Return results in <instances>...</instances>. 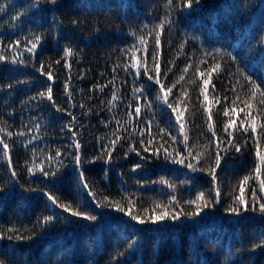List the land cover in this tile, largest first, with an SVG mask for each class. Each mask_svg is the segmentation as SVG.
<instances>
[{
  "label": "trees",
  "instance_id": "1",
  "mask_svg": "<svg viewBox=\"0 0 264 264\" xmlns=\"http://www.w3.org/2000/svg\"><path fill=\"white\" fill-rule=\"evenodd\" d=\"M165 17L170 23L166 22L160 31L161 79L167 87L185 76L168 98L174 101L180 97L177 106L189 121L185 127L190 128L193 155L204 153L198 164L203 171H192L163 158L164 149H179L182 156L187 155L183 144L156 135L159 125L178 136L175 116L156 99L159 86L148 81L143 67L139 76L131 67L146 59L149 74L155 75L151 53L159 31L156 26ZM36 35L42 40L30 54L26 51L31 47L28 41ZM67 48L73 50L70 57L64 55ZM0 54L7 58L0 61V138L9 145L11 158L9 165L0 144L2 264H264V246L256 247L264 241V213L259 211V204L264 202L259 198L264 193L255 180L243 185V192L239 186L258 162L257 148L264 155L262 130L257 127L255 134L235 133L241 152H228L214 182L209 164L216 148L209 144L211 132L197 101L198 96L203 101L201 82L209 78L205 70L219 62L223 70L219 75L211 74L208 100L204 101L213 111L217 134L224 136L222 126L229 118L222 110L225 103L231 107L233 99L236 112L230 113V118L237 124L244 118L241 108L251 112L257 124L264 122L261 97L257 93L252 98L251 86L244 79L251 76L264 89V0H200L192 9L184 8L183 0H172L171 4L168 0H57L55 4L50 0H0ZM12 59L26 63L12 64ZM172 60L175 64L168 63ZM203 60L207 63H199ZM190 63L193 67L183 74ZM41 64L45 72L52 73V80L38 70ZM197 66L205 71L203 77L195 75ZM169 67L172 71L164 80L163 73ZM9 84L12 88L7 87ZM141 85L146 99L137 101L135 97L140 93L135 89ZM49 87L51 101L38 95ZM181 89L188 95H182ZM114 91L118 99L112 101ZM214 95L220 97V104ZM225 96L228 101L223 100ZM243 101L253 107L248 109ZM148 102L151 108L145 107ZM137 103L141 115L129 117ZM149 124L150 132L146 130ZM8 132L13 135L9 137ZM21 132L24 135H18ZM114 133L120 139L111 162L98 160L84 163L82 168L97 200L105 205L97 207L80 182V169L70 155L75 151L72 144L78 140L82 160H91L100 154L102 146L116 139ZM150 137L154 140L149 145ZM130 146L148 159L141 160L135 152L125 156ZM144 147L149 152L144 153ZM156 148L161 149L159 157L151 154ZM56 149L62 153L57 159L63 160V165L57 177L45 178L38 168H48L45 157L54 155ZM26 162L27 166L37 165L35 175L28 173ZM137 163L142 167L133 171ZM252 188L257 190L256 211H251ZM46 191L54 193L61 203L71 204L73 209L79 206L97 219L70 216L52 205L44 195ZM201 193L204 198L198 199ZM240 196L248 203L249 211L239 205L241 214L236 215L230 208L238 206L234 197ZM130 202L132 214L140 215L145 223L116 210L119 206L127 212ZM164 211L179 219L148 222L149 216ZM194 212L199 214L186 215ZM50 215L55 216L51 223H38ZM13 227L19 234L33 238L7 239L16 234L8 231Z\"/></svg>",
  "mask_w": 264,
  "mask_h": 264
},
{
  "label": "snow or ice",
  "instance_id": "2",
  "mask_svg": "<svg viewBox=\"0 0 264 264\" xmlns=\"http://www.w3.org/2000/svg\"><path fill=\"white\" fill-rule=\"evenodd\" d=\"M50 2L55 4V3H57V0H50ZM168 3L171 4L172 0H168ZM194 3L199 4L200 0H183V7L186 9H192ZM166 22L170 23V21L167 20V17H165L164 20H161L160 24L156 26L159 31L156 32L155 44L153 46V51L151 53V59H152V63H153V68L151 69V71L154 72L155 75L149 74L150 69L147 67V60L146 59L138 61L136 64L131 65V67L136 68V70H137L136 75L137 76L140 75L139 70L141 67H143V69H144L143 75L147 77L148 81H152L155 85L159 86V90H158L156 99L158 101H161L164 105H166L167 108L171 110V113L175 116L176 131H177L178 136L182 137V139H180L178 141L177 135H172L168 129L160 128L159 125H157L158 131H157L156 135H159L162 140L165 137H168V139H170L173 143L179 142V143L183 144V148L187 152V155L182 156V153L179 149H174L173 152H168L167 149H164L163 158L165 160H171L173 163L182 164L186 168L191 169L192 171H197V170L203 171L204 169L202 167L198 168V164L200 162V158L203 157L204 153H196L195 155H193V152L191 150L193 145H190V143H189V141H190V136H189L190 128L186 129V127H185L186 123H189V121L186 120L185 115H184V111L178 110V106H177L178 102L180 100V97L177 96L176 100H174V101H170L168 98L170 95H172L173 89L176 88L177 84H179L181 80H184L185 76L181 75L178 80L174 81L170 86H167V87L162 82V79H161L160 31H162L164 29V25ZM145 27H147V26L145 25ZM41 40H42V37L40 35H36L33 39L29 40L28 43L31 45V47H27L26 51L30 54H34L35 49L40 44ZM16 43L19 44L20 42L17 41ZM140 43L144 44L145 41L143 39H141ZM133 48H135V45H133ZM180 48L183 49V44L180 45ZM145 51H147V49H145ZM64 55H65V57L72 56L73 50L71 48L65 49ZM5 60H7V58L3 54H0V61H5ZM10 62L12 64H17V63L25 64L26 63L23 59H19V60L18 59H12ZM56 63H60V61H56ZM168 63L169 64H175V60L169 61ZM199 63L206 64L207 61L203 60V61H200ZM49 67H51V66L49 65ZM192 67H193V65L191 63L186 65V67L182 70L183 74H187L189 69ZM38 70L41 71L43 75H46L48 80L53 79V75L50 71H47V72L44 71V65L43 64H41V67ZM222 70H223L222 65L219 62L214 63L208 69L205 70L207 72L209 78L203 79L201 82L200 95L203 96V101H200L199 96L197 97V101L200 104L202 114L205 116V126H206L207 130L209 132H211V137L209 138V144L210 145L214 144V146L216 148L214 155H212L210 157L211 163L209 164V175L211 176V178L214 182L217 181V179H218L217 175H216L217 170L220 168L221 162L225 159V156L228 154V152L230 150H234L237 153L241 152L242 145L235 142V133L237 131L241 132L242 135H246L249 131H251L253 134H255L257 131V127H260L262 130L261 135L264 136V122L257 124V121L254 117H252L251 112H244V109L241 108L240 112L244 113V118L239 121V124H237L236 120L230 118V113L236 112V107H235L236 99H233L231 101V105H232L231 107L227 103L224 104L222 114L224 117L229 118V119H226L223 123V126H222V132L224 133V136L222 137V136H219L217 134L216 123L213 120V111L209 106H207L204 103V101L208 100V94L207 93H208V87L211 84V74L213 72H216L217 75H219V73ZM171 71H172V68L169 67L167 69V71H165L163 73V79L164 80L167 79L168 73ZM205 71H201L199 66H197L195 68V75L197 77H203L205 75ZM244 79L251 86L252 98H255L256 94L259 93V95L261 97L259 104L261 106V110H264V89H261L260 86L256 83V81L252 79L251 76H245ZM21 83H23V82H21ZM7 87L12 88V85L9 84V85H7ZM211 87L213 90V94H215V92H216L215 85L212 84ZM67 88H68V85L66 83L65 84L66 94L68 95L69 100H71V93L67 91ZM101 90H102V88H101ZM135 92L140 93L139 96L135 97V99L137 101H139L141 99V97H144L146 99V97L144 96L145 89H144L143 85H141L140 87H137L135 89ZM181 93L184 96L188 95L187 92H185L183 89H181ZM38 95L40 97L47 96V99L51 101L52 100V88L49 87V88H47L46 92H40V93H38ZM33 99H35V97H33ZM117 99H118V97L114 91L112 94V101H115ZM214 99H215V102L217 104H220L222 102L220 97H218V96L214 95ZM237 99H238V97H237ZM223 100L228 101V97L225 96L223 98ZM112 101H109V104H111ZM243 103H245V106L248 109H251L253 107V105L251 103H248L247 101H243ZM80 106L84 107V105H80ZM129 107H131V105ZM145 107L151 108V102H148L145 105ZM56 110L57 111H63L60 108H57ZM186 110H187V105H185V111ZM216 112H217V114H219L220 109H217ZM67 114L69 116H71L73 121H75V119H76L75 116H73L70 112ZM133 115H135L136 117H139L141 115V107L139 106V103H137V105L134 109V112L128 113L129 117H132ZM117 123H119V121H117ZM146 130L148 132L151 131V125L150 124ZM7 135L9 137H11L13 134L11 132H8ZM18 135L22 136V135H24V133L21 132V133H18ZM114 135H116V133H114ZM141 135H142V133H141ZM75 136H76V133L73 132V137H75ZM119 139H120V137L118 135H116V139L109 141L108 145L102 146L100 154L93 157L91 160H82V157H81L82 146L78 140H75V139L73 140L72 147H74L75 151L73 153H70V155L72 156L77 169H80L79 178H80V182L83 185V188L88 190L87 195L92 197V201L96 203L97 207H102L105 205H104L103 201L97 200L96 193L91 189L89 183L86 181L85 173L82 170L83 164L84 163H95L98 160H103L105 163L111 162V160L113 158L112 152L114 151L116 142ZM153 140H154V137H150L147 143L150 145L153 143ZM254 142H256L258 144V141H254ZM29 143H31V141H29ZM144 143H145L144 140L141 139L140 144L143 145ZM0 144L3 145L4 157L8 160L9 165H11V158L8 155L9 145L2 138H0ZM224 145H227L228 147H224ZM161 147H163V145H161ZM160 150H161L160 148H156V149L152 150L151 154L153 156L159 157ZM128 152H135L136 155L141 158V160L148 159V157L144 156L142 154V152L138 151L137 148L134 146L129 147L128 151L125 152V156L128 155ZM143 152L144 153L149 152V148L144 147ZM61 156H62V153L59 149L55 150L54 155L46 156L45 160L48 163V168H45L43 165L39 166L38 170H39L41 176H43L45 178L57 177V175L60 171V167L63 165V160L57 159L58 157H61ZM177 156H182V158L177 159L176 158ZM256 156H257L258 162L256 163L253 172L249 173L248 175H245L240 182L239 186H240L241 192H243V185L247 184L249 182V180H255L258 182L260 192L264 193V179L261 178L262 167H264V155H261L259 148H257ZM189 158H191V159H189ZM192 160H196V163L195 164L192 163ZM53 162H55V165H56L55 167H53ZM27 164H28V162H26V166H27ZM141 167H142V165L137 163L135 165V168L133 169V171H135L136 169L141 168ZM35 168H37V165H35V163H32L31 166H27L28 173L35 175V172H34ZM16 175H17V173L15 171H13L12 176L15 177ZM161 183H167V182L161 180ZM54 185H55V181L53 180V186ZM169 187H173V186L169 185ZM32 190H35V189H32ZM0 191H2V189H0ZM251 191H252V197H253L251 211H256V200L258 199L257 195H256L257 190H256V188H252ZM44 195L47 197V199L49 201H51L52 205L56 206L57 208H62L65 212H68L70 214V216L80 217V218H83V219L89 220V221H95L97 219V217L95 215H92L89 212L80 210L79 206H77L76 209H73L71 204L61 203L59 197H57L54 193H52L50 191L44 192ZM217 196H219V190L218 189H217ZM203 198H204V194L201 193L200 196L198 197V199H203ZM172 199L175 200V197H173ZM259 199L264 200V197H260ZM104 200H107V197H105ZM234 202H237L238 206L230 208V211L232 213H234L236 215L241 214L239 205L243 206L244 211H249V205L243 199L242 196L234 197ZM170 203H171V201H170ZM187 203L194 204L195 201H188ZM205 206H207V205H205ZM157 207H160V206L157 205ZM116 210L120 211V212H124V214L129 216L131 220H135L138 223L143 224L146 222L145 219L142 218L140 215L132 214L131 202H130L129 210L127 212H125L123 207H119V206L116 208ZM259 211L261 213H264V202L259 204ZM198 214H199V212H194V213H187L186 215L191 217V216L198 215ZM54 219H55V216L50 215V216L44 217L43 220L38 221V223L49 224ZM166 219H171V220L175 221V220L179 219V216L176 214L170 215L167 211H164L161 214L149 216L148 222H150L152 224H157V223L162 222ZM8 231L12 232V233H16L15 235H8L7 239H9V240H12V239L26 240V239H32L33 238L30 235L24 236V235L19 234V230L16 229L15 227L9 229ZM3 238H4L3 230H0V239H3ZM261 246H264V241H262V244L256 245V247H261ZM0 264H2V262H0Z\"/></svg>",
  "mask_w": 264,
  "mask_h": 264
}]
</instances>
